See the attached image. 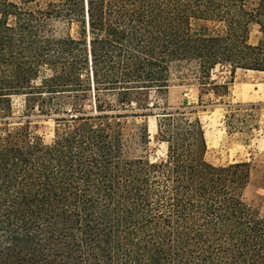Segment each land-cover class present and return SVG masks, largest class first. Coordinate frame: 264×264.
<instances>
[{
    "label": "trees",
    "instance_id": "trees-1",
    "mask_svg": "<svg viewBox=\"0 0 264 264\" xmlns=\"http://www.w3.org/2000/svg\"><path fill=\"white\" fill-rule=\"evenodd\" d=\"M173 66L194 69L198 105L228 94L217 67L264 73V0H0V264H264L248 164L206 162L195 111L165 102ZM260 106L227 104L225 133L258 131ZM135 116L161 158L130 157Z\"/></svg>",
    "mask_w": 264,
    "mask_h": 264
},
{
    "label": "rangeland",
    "instance_id": "rangeland-1",
    "mask_svg": "<svg viewBox=\"0 0 264 264\" xmlns=\"http://www.w3.org/2000/svg\"><path fill=\"white\" fill-rule=\"evenodd\" d=\"M261 35L256 25H251L249 43H258ZM210 81L216 84L229 83L228 94L215 97L212 91L202 95V103L198 105V84L194 78V69L186 66H173L171 69L170 88L166 103L172 108L187 107L195 111L205 133L207 152L205 160L212 166L219 167L244 162L249 167L248 185L244 192L245 201L252 206L261 218H264V73L237 70L231 75L228 69L217 67ZM152 103L163 105V101L151 96ZM261 105L258 131L252 135H227L223 127V114L226 105L235 104ZM13 119H9V129L18 125V118L24 115L23 97H12ZM29 132L48 144L54 137V122L35 113L28 116ZM126 132L133 138L129 146L130 157L156 160L164 153V146L156 140V124L152 117L135 116L126 120ZM146 131L148 144L140 145L139 135Z\"/></svg>",
    "mask_w": 264,
    "mask_h": 264
}]
</instances>
